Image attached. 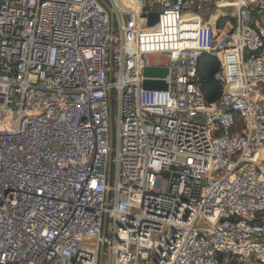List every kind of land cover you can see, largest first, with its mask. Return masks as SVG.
<instances>
[{"label":"built area","instance_id":"built-area-1","mask_svg":"<svg viewBox=\"0 0 264 264\" xmlns=\"http://www.w3.org/2000/svg\"><path fill=\"white\" fill-rule=\"evenodd\" d=\"M106 1L0 0V264H264V0Z\"/></svg>","mask_w":264,"mask_h":264},{"label":"trees","instance_id":"trees-1","mask_svg":"<svg viewBox=\"0 0 264 264\" xmlns=\"http://www.w3.org/2000/svg\"><path fill=\"white\" fill-rule=\"evenodd\" d=\"M234 21V19H232ZM220 70V62L216 56L203 54L200 58V83L207 101L214 102L222 92L220 83L215 74Z\"/></svg>","mask_w":264,"mask_h":264},{"label":"water","instance_id":"water-1","mask_svg":"<svg viewBox=\"0 0 264 264\" xmlns=\"http://www.w3.org/2000/svg\"><path fill=\"white\" fill-rule=\"evenodd\" d=\"M100 2L110 12L112 22H114L113 9L110 3H108L106 0H100ZM148 18H149V26H155L159 19V13L153 12L148 16ZM168 74H169V69L167 67L150 66L144 69V76L148 78H165L168 76ZM165 83L163 84L162 81H158V80H146L144 81V88L165 90L167 89V84ZM164 174L168 175V173L166 172ZM103 252H104V247L102 248L100 264H103Z\"/></svg>","mask_w":264,"mask_h":264},{"label":"rangeland","instance_id":"rangeland-1","mask_svg":"<svg viewBox=\"0 0 264 264\" xmlns=\"http://www.w3.org/2000/svg\"><path fill=\"white\" fill-rule=\"evenodd\" d=\"M225 10H226V9H219V8H216L215 6H212V8L209 10V12H213V14H215V12L221 13L222 11H225ZM228 11L231 12V13H233L235 10H234V9H229ZM155 60H156V61H162V60H163V57L155 58ZM162 83L164 84L165 82L162 81ZM165 84H166V83H165ZM114 121H115V123L117 122V114H116V112H115ZM156 188H157V189L162 188V183H161V181H158ZM109 263H110L109 258L106 257V258H105V264H109Z\"/></svg>","mask_w":264,"mask_h":264},{"label":"bare ground","instance_id":"bare-ground-1","mask_svg":"<svg viewBox=\"0 0 264 264\" xmlns=\"http://www.w3.org/2000/svg\"><path fill=\"white\" fill-rule=\"evenodd\" d=\"M125 3L129 4L132 7H137V5L132 0H123ZM132 2V3H131Z\"/></svg>","mask_w":264,"mask_h":264}]
</instances>
